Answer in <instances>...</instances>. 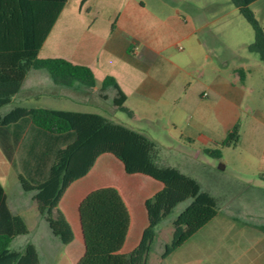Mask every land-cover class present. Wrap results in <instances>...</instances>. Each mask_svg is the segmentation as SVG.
Wrapping results in <instances>:
<instances>
[{
    "label": "crops",
    "instance_id": "obj_1",
    "mask_svg": "<svg viewBox=\"0 0 264 264\" xmlns=\"http://www.w3.org/2000/svg\"><path fill=\"white\" fill-rule=\"evenodd\" d=\"M85 2L91 0L67 1L42 44L38 57L41 53L40 58L63 57L73 63L90 67L95 78V86L87 88L79 83L71 86L58 85L53 82L46 70L43 72L42 69H33L26 75L12 101L18 96L19 100H36L42 104L20 105L24 108L45 107L98 113L102 100H110L112 103L114 90H100L102 80L106 76H112L126 95L125 107L132 112L129 120L121 124L156 142L160 146L161 164L174 166L193 178H195L193 172L197 168L212 169L211 162L200 156L203 150L192 151L188 148L195 141L217 144L218 130L228 132L235 123L240 122L243 81L240 86L238 67L228 65V61L238 57L233 45L239 44V40L233 38L230 29L208 28L201 9L193 8L189 3L185 4L187 16L183 17L182 21L179 16H170L166 23H163L167 29H159V18L143 11L145 6L143 0H130L120 6L115 18L116 25L111 27L108 26L110 19L98 20V10L94 12L95 6L105 5L108 0H96L86 8ZM178 42H183L188 52L177 56V59L192 58L195 54L203 53L207 62L216 58L222 66H229V75L224 77L217 73L213 82L206 86L209 91L202 92L206 100L203 103H195L197 104L195 108L199 110L197 120H189L185 116V111L194 103L193 95L188 94L193 82L190 83L185 77L192 76L193 72L180 61L171 60L165 55L168 47ZM219 45L222 48L220 51L217 50ZM178 49L182 50L183 47L180 46ZM197 77L194 81H197ZM130 101L131 104L128 105ZM100 112L107 118L111 117L103 111ZM246 124L251 132V141L256 146L262 145L258 153V169L264 171V116H261L259 110L252 108ZM171 128L174 132H171ZM178 129L180 136L177 140ZM172 140L187 142L188 147L184 144L164 143ZM174 155H177L178 160L168 161V158ZM11 170L0 150L1 184V178L8 176ZM102 187H113L118 191L128 210L130 224L122 249L118 253L86 256L78 206L88 193ZM160 188L161 184L147 175L126 173L122 163L113 155L109 153L99 155L86 175L67 187L58 203V208L72 229L74 239L62 248L59 244L46 243L45 247L39 249L34 244L39 264H129L130 253L147 224L145 200ZM257 188L262 189L263 197L254 200L253 207L247 210L240 209L238 204L236 213L238 216L240 214L248 216L249 226L256 231L254 246H258V251L263 254V260L260 261L264 264V232L253 226L264 224V186ZM13 189L16 198L12 201L4 189L6 200L11 211L20 215L18 210L24 209L29 202L36 201L33 199V192L24 191L17 179ZM219 217V210L204 205L178 210L172 218L173 223L176 226H183L184 231L177 241V247L165 259L159 258L160 260L152 264H170L168 259L173 257L183 242L200 231L208 222ZM30 220L32 226L24 219L28 234L35 231L38 235L39 232L47 231L49 235H53L38 210ZM55 238L59 241L57 237ZM165 243L162 242L160 245L158 257ZM24 247L11 248L22 251ZM147 264H150V257Z\"/></svg>",
    "mask_w": 264,
    "mask_h": 264
},
{
    "label": "trees",
    "instance_id": "obj_2",
    "mask_svg": "<svg viewBox=\"0 0 264 264\" xmlns=\"http://www.w3.org/2000/svg\"><path fill=\"white\" fill-rule=\"evenodd\" d=\"M68 0H0V108L10 104L30 70L44 69L53 82L71 86H95L90 67L63 57L39 58L38 52ZM253 30L248 50L264 62V29L251 10L260 0H229ZM240 77L243 70H238ZM114 90L112 104L132 116L124 106L126 95L112 76H106L100 90ZM238 123L217 144L234 145ZM0 150L16 173L21 188L33 192L37 210L52 234L66 245L72 242V229L58 208L67 187L82 178L97 157L109 153L117 158L128 174L147 175L161 188L145 200L147 224L132 249L129 264H147L158 225L174 208L204 205L219 210L217 199L202 189L199 182L176 167L159 162L160 146L142 133L94 112L57 110L45 107L14 106L0 111ZM220 157L218 148L204 150ZM78 218L86 256L118 253L124 244L130 218L124 201L113 187L88 193L78 206ZM264 232V224L253 225ZM175 227L160 254L165 259L177 247L183 234ZM24 219L13 213L0 183V264H39L34 244L22 251L11 248L13 239L27 234Z\"/></svg>",
    "mask_w": 264,
    "mask_h": 264
},
{
    "label": "rangeland",
    "instance_id": "obj_3",
    "mask_svg": "<svg viewBox=\"0 0 264 264\" xmlns=\"http://www.w3.org/2000/svg\"><path fill=\"white\" fill-rule=\"evenodd\" d=\"M95 1L85 2V8ZM129 1L108 0L105 5L95 6L94 12L98 10V20L110 19L111 22L108 26H115V18L120 11V6ZM143 1L145 4L143 11L159 18V29H167V26H164L163 23H166V19L170 16H179L180 21H182L183 17L187 16L186 3L192 5L193 8L201 9L208 28L230 29L233 38L238 39L239 44L233 45L238 57L228 61V65L237 66L238 70H243L242 77L238 74L240 86L243 81V94L240 98V122L238 123V140L236 144L221 146L214 143L206 144L201 141H195L188 148L192 151L203 150L200 156L213 165L212 169H207L206 167L197 168L193 172V176L200 183L202 189L207 190L217 199L220 217L208 222L200 231L183 242L173 257L168 259V262L170 264H263L260 261L261 259L263 260V254L258 251V246H254L256 231L249 226L250 223L247 221L248 216L246 214L245 216L242 214L238 216L236 213L238 204L240 209L246 208L247 210L253 207L252 202L254 200H259L263 197L262 189L257 188L264 186V171L258 169V153L261 151L262 145L256 146L251 141V132H249L246 124L250 119L252 108L259 110L261 116H264V62L260 60L258 54L248 50V45L253 41V30L229 0ZM250 8L264 29V0H260L259 3L252 5ZM224 33L226 34L227 32L224 31ZM180 46L183 47L182 50L178 49ZM220 49H222L221 45L217 46V50L220 51ZM186 52H188V49L185 44L178 42L168 47L165 55L171 60L180 61L193 72L192 76L185 77L190 83L193 82L188 94H192L194 98V103L185 111V116L189 120H197L199 110L195 108L197 105L195 103H203L206 100L205 94L202 96V92L209 91L206 86L213 82L217 73L222 74L224 77L229 75V66H222L216 58L207 62L203 53L195 54L192 58L187 59L176 58ZM40 56H42V53ZM42 71L46 72L43 69ZM196 77L197 81H194ZM27 103L42 105L36 100H19L17 96L14 97L10 104L3 106L0 111L5 113L14 106L26 105ZM129 104H131V101ZM100 111L111 116L108 118L117 123L129 120V116L125 112L114 109L110 100L104 99L101 101ZM100 111L97 112L105 115ZM171 132H174L173 128H171ZM227 133L224 130H218L216 132L217 141L224 140ZM179 136L180 130L178 129L177 140ZM164 143L168 145L184 144L188 147L187 142L180 140L179 142L172 140ZM215 148L220 150L221 155L218 158L208 155L204 151ZM176 160H178L177 155L171 156L170 159L168 158L170 162ZM16 179L17 176L13 170L10 171L8 176L1 178L10 201L16 198L15 189H13ZM183 206L184 204L177 205L172 213L158 225L149 255L150 264L160 260V257H158L160 245L162 242L168 243L170 241L172 233L177 227L173 223L172 218ZM18 212L27 224L32 226L30 218L35 216L37 212L36 203L29 202L24 209H20ZM40 229L42 231V228ZM38 235L35 231L18 235L13 239L11 247H24L27 243L35 244L39 249L45 247L46 243L59 244L60 248L64 246L53 235H49L47 231L45 233L43 231L39 232Z\"/></svg>",
    "mask_w": 264,
    "mask_h": 264
}]
</instances>
